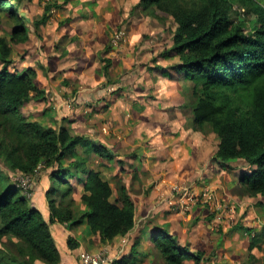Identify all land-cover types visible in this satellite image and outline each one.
I'll list each match as a JSON object with an SVG mask.
<instances>
[{"label": "trees", "instance_id": "1", "mask_svg": "<svg viewBox=\"0 0 264 264\" xmlns=\"http://www.w3.org/2000/svg\"><path fill=\"white\" fill-rule=\"evenodd\" d=\"M19 1L0 0V32L2 17L12 25L9 39L0 36V158L23 177L38 180L40 172H47L53 185L45 194L47 220L31 201L34 190L0 170V264H21L22 257L41 264H62L52 225L74 229L86 223L92 235L110 244L135 228L136 207L124 184L118 183L113 200L111 184L100 172L88 171L90 154L112 159L107 150L66 127L29 122L22 113L32 99L44 96L32 69H11L14 47L30 41L31 34V20L19 11ZM234 4L251 20L239 17L234 23L230 16ZM136 8L153 18H160L157 10L172 17L177 31L173 48L166 54L178 57L179 63L171 68L194 83L187 102L194 129L217 135L215 159L223 165L234 160L248 165L240 176L241 195L264 198V0H140ZM49 12L46 9L36 30L47 24ZM111 66L105 60L107 77ZM84 174L86 179L80 177ZM71 177L84 182V210H75L69 198L74 190ZM9 243L16 253L8 252ZM263 243L262 233L251 235L250 252ZM152 244L165 264H202V253L189 252L177 236L164 229L153 235ZM67 246L75 250L80 243L69 237ZM138 246L136 242L128 256L112 264H136Z\"/></svg>", "mask_w": 264, "mask_h": 264}, {"label": "crops", "instance_id": "2", "mask_svg": "<svg viewBox=\"0 0 264 264\" xmlns=\"http://www.w3.org/2000/svg\"><path fill=\"white\" fill-rule=\"evenodd\" d=\"M117 1H120L123 4L122 10L124 11V14H120L119 8L117 7L118 5L116 6L114 2H111L112 8L110 11L105 9L104 6H101L99 11H97L95 8L93 12L91 10H88V8L87 11L92 12L90 16H88L87 12H85V16H82L83 14H81L75 17L78 20H80L82 17H86V22H90V20H93V22L98 21L97 28L94 29L93 33L99 35L98 41L96 42L98 48L96 49V51L91 50V53H87L85 57H82L87 59V57L91 55L95 57L94 62L89 63V60L83 62L81 60L82 58L80 59L78 58L77 54L72 53L74 51V47L78 50L77 52L83 51V48L77 45L78 43L76 44L78 40L79 42H82V40H80V37L82 36L81 34H79L74 38H70V43L66 48L58 49L56 47V44L53 43V51L57 52V55L53 56L52 59L46 60V58L44 57L42 58V61L41 57L39 56L34 60L35 64H38L37 66L39 68L37 71H34L36 76L35 82L38 88L43 92V98L48 99L42 101L43 104H46L47 101H50L57 107H60V105H62L64 111H67L66 117L70 116V120H76L75 122H73L72 128L74 127L75 129H77L80 127V131H76V133L80 136L83 135L88 138L94 137L95 142L97 143V148L102 149L106 145L111 147V144L114 142L115 146L113 148H115L116 146L118 147V149L116 150V153L118 154H122V149L124 148H129L131 151L136 150V148L132 149V145H138L140 148H144L146 146V148H144L146 152L152 154L151 156H149V163L148 161L142 162V159H140V154L137 156H133L131 154L132 157H136L135 160L132 161L133 168L145 175V177L139 176L140 179L136 182H130L135 186L136 190L135 193L130 194L136 207V225L128 236H118L114 239L113 242H115L116 245H119L121 249H124L126 246H128V242H130L131 240H134L133 245L136 242H139L140 246L141 244H143V242L147 241V243H150L153 247V235H155L160 229H164L168 231L169 234L177 236L180 244L188 248L191 253H202L204 255V249L197 248L195 244L196 241H198L199 245L202 241V238L204 239L205 236L217 240L222 239V237H220L219 235V233L222 232L220 226L224 228L223 230H226L232 222L234 215H236L235 213L234 215L231 214L229 216V219H231V221L229 219H226L227 221H225L221 218L214 220L203 206H196L192 209L191 214L188 215V217L175 218L176 216L172 215V213L170 215L165 211V207L167 205L164 203H161L160 207L155 209L156 212H152V208L153 206L155 207V205L158 203V199L160 198V196H165L167 192L166 190H169V188L173 184H175V182L197 181L194 185H199L200 187H197L201 189H204L205 187L211 185L212 189H214L217 193L219 199H227V190L225 191V187L221 183H218L221 180L222 175L224 174L225 168L215 161L211 163V159V162L209 163V160L206 159L208 156H211L213 154V150L210 146L208 147V145H205L203 143V139L199 137V135L201 136L205 132L197 131L194 129L193 118L190 114V109L187 107L188 99H190V91L189 86L185 84V82L184 84H182V86L187 92H180L181 95L179 96V98L171 101V103L176 105V107L174 109H159L161 118L158 121L161 123H158L156 121L158 123V126L160 127V129H158L159 132L156 135L151 132V130L155 128L154 125H156L154 121L152 122V124H150V129L146 126L149 124V120L151 119V117L153 119L155 115H159V113L156 112L157 110L152 107V103H156V100L162 99V97H164V95L160 92V89L163 88V81L168 83L169 81H166V79L170 80L173 77L175 80H178L180 77H177L176 75H180L175 72V70L170 71L171 73H174L170 76L169 73H164L163 71H161L160 73H156L158 72V69L160 70L158 66L153 67V69L151 70L147 69V63L151 56H153V60L150 61L151 64L155 61L157 62L156 65H161L159 63L161 58L158 59L159 61H157V56L155 55H157L160 47L159 41L164 40L166 36L164 37V34L161 31L157 32V36L150 34V32L158 31L157 29H159L157 26H154L156 24L155 19L162 26H164L163 24L166 20H164L163 18L153 19L151 18V16L148 17L143 14L137 16L135 13L133 14L132 10L131 12H125L130 8L126 6L125 0ZM136 7L137 6H135L134 8L135 10L140 9ZM30 19L31 18H29V20ZM74 21L75 19L69 21L68 25H70V23ZM92 25L94 26V23ZM119 28H124L126 30L127 39L117 48H113L110 45V39L113 35H111L109 38L108 33L111 32V34H114V32ZM146 32L149 33L152 38H146V41H142L141 39ZM34 36L39 42L43 43L45 41L42 40V37L40 35L37 36L32 34V36H30L31 42ZM33 44L34 49H41V44H38L37 47V42L35 40H33ZM57 49L59 51H57ZM35 52L38 53L39 51L37 52L36 50ZM33 57H35V55H33ZM70 57H72L73 60H69ZM99 60L101 62H104V60H110L112 64L111 73L120 71V74L116 73L115 76L111 74V78H116L111 80L115 82V85L126 87L125 88L119 86L121 87V90L120 92L116 93V95L118 96L117 101L114 103L113 107L109 108L106 114L107 118L103 119L101 122L98 119H102V116H99L96 111H94V114H91L92 112L86 111L84 110V108L82 109L79 106L77 108L70 107L72 109L63 107V100L65 99V97L69 99L78 97L77 94L82 88L78 86L77 81L82 79L85 81V76L87 75L83 73H86L87 70H90V68L94 67H96L97 71L99 69H101L102 71L101 63L99 62ZM83 67H87L86 70H84ZM99 76L100 79L105 77V75ZM105 78L104 80H101V82L105 81ZM108 83L110 84L109 80ZM148 83H150V85ZM151 89L152 91L150 92ZM84 90L89 91L88 95L90 93V97L93 101L97 100V95L99 92H96L97 89H95L93 86H86L83 91ZM149 93L152 94V97H149ZM171 93L174 95V93L170 90L169 95H171ZM125 97L127 99H125ZM147 101L150 102L147 103ZM90 107L94 108L93 104H90ZM149 111L154 112H150V114H148L147 112ZM167 116L169 117V119H167ZM97 121L100 122V125H98ZM104 121H106V124L108 126L112 123V125L115 126L116 129L115 133H113V137L108 136L110 137L111 144H106L105 141H102V137H105ZM166 121H168V123H165ZM80 123H83V125H81ZM143 127H146V131L151 132L152 136L151 134L149 135L147 132H145ZM134 129H137L138 133H140L141 135L139 134V136L137 133H135V138L133 139L130 146L127 138L130 132L134 133ZM123 132L125 133L124 135H126V144H121L122 142H118L120 139L119 136ZM144 136L149 138L147 139ZM150 141L151 146L144 144V142L147 143ZM162 141H165L170 145H164L165 147L173 146L172 148L174 149V145H178V148L173 150V152H175L174 154H176V159L173 158L170 161L160 159L159 161H157V159L159 158H165L160 152L162 150L160 149ZM125 145L126 147H124ZM156 146L159 150V153L157 155L152 151V149ZM172 148L167 149V152L171 151ZM93 156L97 158L99 157V155L96 153H93ZM153 159L155 160V163H152V165H150L151 160ZM236 161L243 160H234L230 162V164L232 166H235L238 164L235 163ZM203 167L205 168V171L202 175L200 168ZM216 168L218 169L217 171L215 170ZM229 168H233L231 169L233 171L232 173L235 174L237 172L238 176L241 173L239 168L237 167L236 169L234 167ZM116 176L117 174L113 175L112 178ZM102 177L103 179L111 183L109 181V177L105 178V174H102ZM230 181H232V178L230 179ZM77 182L80 184H84V182H79L78 178ZM238 183V187H234L235 189L240 188V176L238 177ZM243 198L251 197L245 196ZM251 199H256L259 202H264V199L261 197H255ZM238 200L239 199L235 197L233 199V202ZM259 202H257L254 208H252V211L248 209L250 212L248 213L247 221H249L250 213L253 214L254 216H251V219L255 218L256 222L255 224L252 223V226H254V231H258V227L262 228L263 231L261 233L264 235V204ZM38 209L45 210L46 204H41V207ZM220 223H222V225ZM61 225L62 224L56 223L51 226V230L53 229V234H55V236H57L59 240V250L62 256V264H81V255L86 251L83 249V244L80 240L81 238H74L80 243V247L78 249H69V247L67 246V240L72 234L68 229H60L59 227ZM86 229L87 230L84 235L85 239H87L88 237H92V234L89 232L87 226ZM193 229L196 230L194 231ZM248 229L251 228L242 226V231L235 230V232H237L234 233V237L229 238V241L231 239H236L237 241L239 239H243V235H241L242 232H247V234H244V236H249L250 238L251 233L248 231ZM135 230H137V233L132 235ZM250 241L251 238L247 241L248 246L246 250H249L250 248ZM233 244H236V246L238 245V243L233 240L228 244V247H231ZM128 247L130 248L131 246Z\"/></svg>", "mask_w": 264, "mask_h": 264}, {"label": "rangeland", "instance_id": "3", "mask_svg": "<svg viewBox=\"0 0 264 264\" xmlns=\"http://www.w3.org/2000/svg\"><path fill=\"white\" fill-rule=\"evenodd\" d=\"M139 1L140 0H125L126 6L130 7L129 10H126L125 12H131V10H132L133 14L135 13L137 16H140L141 14H143V15L149 17L150 15L142 13L140 9H137V10L134 9L135 6L138 5L137 3H139ZM97 2H98V5H97ZM111 2H114V4L116 6L118 5L117 7L119 8L120 14H124V11L122 10L123 4L117 0H20L16 4L19 11L22 13L23 16H26L28 18V20H29V18H31L30 19L31 24H29V29L31 31L30 36H32V34L37 35V36L40 35L42 37V40H45V41L43 43L39 42L36 40L37 38L34 36L32 38V42L28 41L25 44L15 46L13 53H12V59H13L14 63L11 66V69L21 72L23 70L30 68L33 71H37L39 69L37 66L38 64H35V62H34V60L37 57L40 56L42 61H43L42 58H44V57L46 58V60L52 59L53 56L57 55L56 54L57 52L53 51V49H54L53 43L56 44V47L58 49L66 48L70 43V38H74V37L78 36L79 34H81V36H82V37H80V40H82V42H79V40H78L76 42V44L78 43L77 45H79L81 48H83V51L77 52L78 50L74 47V49H73L74 51L72 53L77 54L78 58L81 59L82 57H85L87 53H91V50L96 51V49L98 48L97 47L98 45L96 42L98 41L99 35L93 34V33H94V29L97 28V22L98 21L93 22V20H90V22L89 21L86 22V19H87L86 17L85 18L82 17L80 20H78L75 17L77 15L79 16L81 14H83L82 16H85L86 15L85 12H87V15L90 16V14L93 12V10L95 8L97 11H99L101 6H104L105 9L110 11L112 8ZM46 9H49V11H50L49 15H47L49 17V20H48L46 25H42L38 28V30H36V23H39L43 20L44 12L46 11ZM87 9L91 10L92 12L87 11ZM134 10H135V12H134ZM156 14L161 19L163 18L166 21L163 24L164 26H162L161 24H159V22L155 18H153V16H151V18L155 19V21H156V24L154 26H157L159 29H157L158 31H151L150 34L157 36V34H158L157 32L161 31L164 34V37L165 36L166 37L164 38V40L159 41L160 47H159L157 55H155V56H157V58H156L157 61H159L158 59L161 58L159 61V63L161 65H156L157 62H155V61L151 64L150 61L153 60V56H151L148 60V63H147V69L151 70V69H153V67L158 66V68H160V70L158 69V72H156V73H160L161 71H163L164 73H166V72L169 73V76H170L171 74H174V73L170 72L171 70H173L171 68V66L179 63L178 57H170L166 54L171 48H173L174 37H175V33L177 31V25L171 16H169L165 13H162L159 10L156 11ZM230 16H231V19L234 23H237L239 17L242 18L243 20H246V22L251 20V18H252L249 14L245 13V11L242 8H240L237 4H234V6L232 7V10L230 11ZM2 18H3V30L0 32V36L6 37L9 39L10 38V32L12 29V25L6 18H4V17H2ZM74 19H75V21L70 23V25H68L69 21L74 20ZM93 23H94V26L92 25ZM153 23H155V22H153ZM120 26H123V25H120ZM121 29H124V28L117 29L114 32V34H111V32L108 33L109 38L111 35H113L110 39V45H112V40L114 39V36L116 35V33H118ZM83 31H84V33H83ZM124 31L126 33V39H127V32L125 29H124ZM150 34L147 32L144 33L143 38L141 40L146 41V38H152V36ZM33 40H35L37 42V47H38V44H41L40 45L41 49H38V48L34 49ZM56 40H58V41H56ZM76 44H75V46H76ZM58 49H57V51H59ZM36 50H37V52L38 51L39 52L36 53L35 52ZM33 55H35V57H33ZM94 59H95V57L89 55V57H87V59L82 58L81 60L83 62H86L89 60V63H92V62H94ZM69 60H73L72 57H70ZM99 62L101 63L102 71H101V69H99L97 71L96 67H94V68H90V70H87L86 73H83V74H87V75L85 76V81L83 79L77 81L78 86L80 88H82L80 90V92L77 94L78 97L77 98H71V99L65 97V99L63 100L64 101L63 107L67 108V109H72V108H77L79 106L82 109L84 108V110H86V111L92 112L91 114H94V111H96V113L99 114V116H102V119H98L101 122L103 119L107 118L106 114H107L109 108L113 107L114 103L117 101L118 96L116 95V93L120 92L121 87H125V86L115 85V82H113V80H111V79L115 78V77L111 78V74H113L115 76L116 73L120 74V71L115 72V73L114 72L111 73V69H112V66H111V68L109 70L110 73L107 77L104 73V66H105L104 62H105V60H104V62L103 61L101 62L99 60ZM66 63H68V62H66ZM49 67H50V65H49ZM86 68L87 67H83L84 70H86ZM99 68H100V65H99ZM99 75H101V76L105 75L107 80L105 77L100 79ZM176 76L180 77V78L178 80H175L174 77L170 80L166 79V81H169L168 82L169 84L163 81V88L160 89V92H161V94L164 95V97H162V99L156 100V103L158 105L156 103H152V107H154L157 110V111L156 110H154V111L158 112L159 115L154 116L153 114H155V113H153L152 114L154 116L153 119L150 116L151 119L149 120V124L146 126L150 129V124H152V122L154 121L156 123V125H154L155 128L153 130H151V132L155 135L159 132L158 129H160V127L158 126V123H161L158 121L161 118V114H160L159 109L160 108H166V109L172 108V109H174L176 107V105L172 104L171 101L179 98V96L181 95L180 92L186 91L184 89V87L182 86V84H184V82H185V84H187L189 86L190 94H191V90L194 87V83L191 82L190 80L186 79L185 76H183V75H180V76L176 75ZM104 78H105V81L101 82V80H104ZM108 80H109L110 84L108 83ZM177 82H180V83H177ZM106 84H107V86H106ZM148 84L150 85V83H148ZM67 85H68V83H67ZM86 86H93L95 89H97L96 92L99 91L96 101L92 100V98L90 97V93L88 95L89 91H85V90L83 91V89H85ZM119 86H121V87H119ZM148 88H149V86H148ZM170 90H171V92L174 93V95L172 93H171V95H169ZM151 91H152V89L150 90V92ZM74 95H75V93H74ZM149 97H152V94H150ZM127 98H128V96H127ZM127 98L125 97V99H127ZM44 100H48V99L47 98H43L40 100L39 99H32L28 104L25 105V107L22 109V113L27 117L28 121L29 122H38V123H41L42 125H44L46 127H52L55 129H59L61 127H66L68 129H70V132L72 134L80 136L79 134L76 133V131L77 132L80 131V127L77 129H75L74 127L72 128V124L76 120H74V119L70 120V118H71L70 116L66 117L67 111L66 112L64 111V109L62 108V105H60V107H57L55 104H53L50 101H47L46 104H43L42 101H44ZM149 102L150 101H147V103H149ZM90 104L91 105L93 104L94 108L90 107ZM70 107H72V108H70ZM154 111H149L147 113L150 114V112H154ZM162 113H164V112H162ZM93 119H96V118H93ZM167 119H169V117ZM164 120H166V119H164ZM100 122L97 121L98 125H100ZM165 123H168V121H166ZM80 124L83 125V123H80ZM143 128H144L145 132H147L149 135L151 134V136H152L151 132L146 131L147 130L146 127H143ZM115 130H116L115 126H113L112 123L109 124V126H108L106 124V121H104L105 137H102V141H105L106 144H109V143L111 144L110 137H113V133H115ZM87 132H88V130H87ZM135 133H137L138 135L140 134V133H138L137 129H134V133L130 132V134H128L127 140H128V143L130 146H131L133 139L135 138V136H134ZM84 134H85V132H84ZM124 134L125 133L123 132L119 136L120 139L118 142H120V143L122 142L121 144H126V141H125L126 135H124ZM81 136H83V135H81ZM108 136H110V137H108ZM144 137L147 138L146 136H144ZM199 137H201L203 139V143L205 145H208V147L210 146L213 150V154L206 158L207 160H209V163L211 162L210 161V159H211L212 160L211 163H213L215 161L219 165H222L225 168L224 174L222 175V178L218 183H221L225 187L224 188L225 191L227 190L226 191L227 199H223L224 201L219 199L217 196V193L215 192L214 189H212L211 185L205 187L212 193L211 198H212V202L214 203V205L217 208L219 206L222 208V211H220V210L215 211L214 212V214L216 213L215 215H213V214H209V215L210 216L212 215V219H214V220L221 218V219H224L225 221H227L226 219H229L228 216H230L231 214L234 215V213L236 214V215H234L232 222L230 223L229 227L226 230H223L224 228H222V226H220L222 232L219 233L217 231L219 233L220 237H222V239L217 240V239L208 238L207 236H205L204 239L202 238V241L200 242L199 245H198V241H196V243H195L196 247L199 249H204V251H205L204 255L202 256L203 257L202 264H264V243L261 245V248L259 250L254 249L251 252H250V248H249V250H246V248L248 246L247 241L250 240V238H251V237L249 238V236H247V237L244 236V234H247V232L241 233V235H243L242 236L243 239H239L238 240L239 242L236 239H233L238 243L237 246H236V244H233L231 247H228V244L233 241L232 239L229 241V238L234 237V235H235L234 233L237 232V231L233 232L234 228H239L241 226L250 227L251 231H249V232L253 236L256 234H261V232L263 231V229L259 228V227H258V231H254V226H252V225L255 224L256 222H255V218L251 219V216H254L253 214L250 213L249 221H247L248 213L250 211H252V208H254L256 203L259 201H257L256 199H251V198H243L245 196L244 195L242 196L240 194L241 193L240 192L241 186H239L240 188L235 189L236 187H238V184H239L238 183V177L243 175L244 173H246L248 171V168H249L248 165L245 163V161H236L235 163H238V164L235 166L234 165L232 166L230 163L228 165H223L219 160L215 159V154L217 153V150H218L217 146L219 145V138L217 137V135L215 133L211 132L210 130H207V131H205V133L203 135H201V136L199 135ZM89 139L92 140L94 145H97L94 137L93 138L91 137ZM114 144L115 143L113 142L111 144V147H109L107 145L105 147H103V150H107L109 152V154L112 155V157H113L112 159L108 160L107 158H102L101 156H99L97 158V157H94L93 153H92L89 156V162H88V171L95 170L97 172L105 174V178L109 177V181L112 183L111 187L113 188V190L115 192L113 195V200L117 197L116 188H117L118 183H122L124 185L126 184L125 186H127L126 188L128 190V193L132 194V193H135L136 190H135V186L130 182L138 181L140 179L139 176L145 177V175L143 173H140L135 168H133L132 161H134L136 157H132V155L137 156L140 154L141 155L140 159H142V162L148 161V163L150 162V160H148L149 156L152 155V154L146 152V150L144 149V148H146V146L145 147L143 146L144 148H140L138 145H132V147H133L132 149L136 148V150H134V151H131L129 148L128 149L124 148V149H122V154H118V153H116V150L118 149V147L116 146L115 148H113L115 146ZM144 144L151 146V141L147 142V143L144 142ZM161 145H160V149H162V150L160 152L163 154V156L165 158H159V159H157V161H159L160 159L165 160V161H167V160L170 161L173 158L176 159V154H174L175 152H173V150L178 148L177 144L174 145L175 146L174 149L172 148L173 146L172 147H165L164 145H169L165 141L164 142L162 141ZM124 147H126V145ZM169 148H172V150L167 152V149H169ZM79 151L81 152L82 149H80ZM152 151L156 155L159 153L157 146L155 148H153ZM117 154H118V156H117ZM145 154H148V155H145ZM153 156H155V155H153ZM152 163L153 164L155 163L154 159L151 160L150 165H152ZM229 167H234L235 169H236V167L239 168V170L241 172L239 174V176H238L237 172L235 174L232 173L233 171L231 169H233V168L230 169ZM200 169L202 172L201 174L203 175L205 168L203 167ZM0 170L6 172L7 175L12 177L14 180L21 182L23 184V186H26L27 188H31L34 190L35 193L30 196L31 201L35 204V206L37 208H40L41 204H46V209L42 210V211H43L46 219L48 220L49 212H48V208H47V198L45 197V194L49 190V188H51L53 185L51 180L49 179V174L47 172H44V171L40 172V174H39L40 177L38 180H36L35 178L23 177L19 173L12 172L8 168V166L4 163V160L2 158H0ZM215 170L217 171L218 169L216 168ZM115 174H117V176L112 178V176ZM81 177L86 179L87 174L81 175ZM231 178H232V181H230ZM196 182L197 181H195V182H193V181L175 182V184H173L172 186L180 185V184L194 185ZM70 183L73 184V186H74L73 193H72L71 197H69L72 199L74 209L77 211L84 210L85 206L83 205V203L81 201V197L84 194V189H83L84 184L78 183L77 179L75 177L70 178ZM172 186L169 188V190H166L167 192H166L165 196H168L170 194V190H171ZM196 186H199V185H196ZM235 197L239 200L233 202V199ZM162 201H163V198L160 197L158 199V203L155 205V207L153 206L152 212H156L155 209L160 207L161 203H163ZM259 203L264 204L263 201H261ZM222 204H224V205H222ZM261 207H263V206H261ZM165 208H166L165 211L171 215L172 210H169L167 206ZM190 214H186V215L182 216L181 214L172 213V215L176 216L175 218H177V217L185 218V217H188V215H190ZM214 220H212V221H214ZM220 224L222 225V223H220ZM239 224H240V226H238ZM59 228L60 229H68L69 231H71L72 235H70V236H72L73 238H76V237L81 238L80 240L83 244V249L86 250L85 252L82 253L81 260H82V257L84 254L86 255V253H89L92 255H100V256L104 255V257H107L111 263L113 261L120 260L124 256H128L130 254L132 248L135 245V244L133 245L134 240H131L130 242H128V246H131L130 248L128 246H126L124 249H121L119 245L115 244V242H112L110 244L103 243L101 241L100 237H98V236L91 235L92 237H88L87 239H85L84 235H85V232L87 230L86 224L79 225V226L75 227L74 229H69L67 227V225L62 224ZM52 230H51V233H52L53 239L55 240V243L57 244V246L59 248V240H58L57 236H55V234H53ZM193 230L195 231L196 229H193ZM136 231L137 230H135V232L132 235L136 234L137 233ZM238 231H242V230L238 229ZM208 248H209V250H208ZM7 250H8V252H15V249L11 243L8 244ZM135 260H136V264H165L163 259H161L159 257V255H155L154 247H152V245L150 243H147V241L143 242V244L138 246L137 253L135 256ZM21 264H41V263L40 262H32L30 259H28L26 257H22L21 258ZM188 264H193V262L188 263Z\"/></svg>", "mask_w": 264, "mask_h": 264}, {"label": "built area", "instance_id": "4", "mask_svg": "<svg viewBox=\"0 0 264 264\" xmlns=\"http://www.w3.org/2000/svg\"><path fill=\"white\" fill-rule=\"evenodd\" d=\"M126 33L121 29L112 40V47L117 48L121 43L125 42ZM212 193L207 189H199L195 185L180 184L172 186L168 196L161 195L163 203L167 205L172 213L186 215L190 214L196 206H203L209 214H214L215 211H222L221 207H216L212 202ZM162 203V204H163ZM231 221V219H229ZM81 264H112L107 257L100 255L84 254Z\"/></svg>", "mask_w": 264, "mask_h": 264}, {"label": "bare ground", "instance_id": "5", "mask_svg": "<svg viewBox=\"0 0 264 264\" xmlns=\"http://www.w3.org/2000/svg\"><path fill=\"white\" fill-rule=\"evenodd\" d=\"M170 186V185H169ZM196 186V185H195ZM200 187V186H199ZM201 189V188H200ZM169 192V191H168ZM217 201V200H216ZM219 203V202H218ZM222 203V202H221ZM222 205H224V204H222ZM230 205V204H229ZM220 207V206H219ZM224 207V206H223ZM227 212V211H226ZM219 213V212H218ZM224 213V212H223ZM216 214V213H215ZM215 214H213V215H215ZM228 215V214H227ZM178 216V215H177ZM183 216V215H182ZM228 218H229V216H228Z\"/></svg>", "mask_w": 264, "mask_h": 264}]
</instances>
